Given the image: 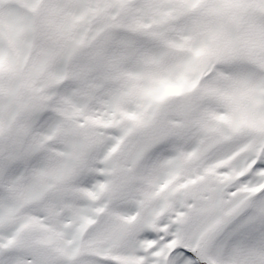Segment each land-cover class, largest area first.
Listing matches in <instances>:
<instances>
[{
	"label": "snow or ice",
	"instance_id": "1",
	"mask_svg": "<svg viewBox=\"0 0 264 264\" xmlns=\"http://www.w3.org/2000/svg\"><path fill=\"white\" fill-rule=\"evenodd\" d=\"M0 264H264V0H0Z\"/></svg>",
	"mask_w": 264,
	"mask_h": 264
}]
</instances>
